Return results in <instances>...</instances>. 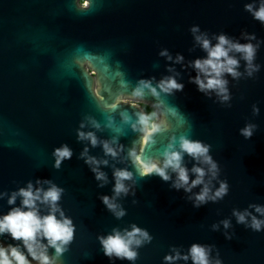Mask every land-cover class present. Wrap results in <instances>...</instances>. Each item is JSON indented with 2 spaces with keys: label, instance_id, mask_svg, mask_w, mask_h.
Here are the masks:
<instances>
[{
  "label": "water",
  "instance_id": "1",
  "mask_svg": "<svg viewBox=\"0 0 264 264\" xmlns=\"http://www.w3.org/2000/svg\"><path fill=\"white\" fill-rule=\"evenodd\" d=\"M247 2L250 0H103L97 4L94 0L88 13H79L72 0H0V190L11 192L36 178L52 179L65 189L61 205L77 231L64 264H130L109 260L96 237L131 223L154 237L152 244L139 250L136 264H163L171 246L187 250L194 242L214 244L223 264H264V232L237 225L231 216L233 208L264 204V44L257 54L256 62L262 67L256 78L230 84V108L214 103V97L208 99L189 83V77L195 75L191 69L182 72L183 92L169 98L191 120L192 138L212 146L211 154L220 165V178L230 186L229 194L218 203L194 208L189 194L151 176L140 181L135 197L122 201L127 210L122 220H116L99 199L102 194H112L114 181L98 188L93 173L77 158L84 147L75 133L82 115H100L78 76L54 79L52 75L58 58L84 45L91 51L111 50L133 82L140 77L159 79L167 74L165 61L158 56L160 49L167 48L173 56L181 53L186 62L205 55L199 48L189 51L192 25L237 39L247 31L264 40V25L244 11ZM156 63L159 68L153 67ZM176 67L180 69V65ZM120 103L129 112L131 107L144 110L141 103L151 106L128 96L121 97ZM253 104L260 109L258 116L252 114ZM247 122L258 125L248 140L239 134ZM135 138L129 133L121 143L129 145ZM163 142L161 138L156 147ZM63 143L74 155L57 171L52 167L51 152ZM91 151L102 155L99 148ZM186 162L191 167L187 157ZM104 171L111 180V169ZM133 199L138 203L133 205ZM9 208L6 199L0 200V215ZM226 218L233 225L228 231L235 233L231 240L225 239L222 225L220 231H211L213 223ZM0 241L17 243L9 236Z\"/></svg>",
  "mask_w": 264,
  "mask_h": 264
},
{
  "label": "clouds",
  "instance_id": "2",
  "mask_svg": "<svg viewBox=\"0 0 264 264\" xmlns=\"http://www.w3.org/2000/svg\"><path fill=\"white\" fill-rule=\"evenodd\" d=\"M95 2L99 4L103 0ZM72 3L77 12L88 13L94 0L83 5L80 0H72ZM244 11L264 25V0H250L244 4ZM189 32L193 40L189 51L199 48L205 55L186 62L183 54L173 56L167 48L160 49L158 56L164 59L167 74L159 79L140 77L133 82L123 63L115 60L113 52L107 49L91 51L77 45L67 56L57 59L53 78L78 76L100 115V118L91 112L82 115L75 133L77 142L84 147L77 158L93 173L98 188L114 181L112 194H102L99 199L116 220L127 215L122 201L135 197L140 181L151 176H158L170 183L172 189L189 194L194 208L218 203L229 194L230 186L227 180L220 178L221 168L211 154L212 146L192 138L191 120L169 98L183 92L182 72L191 69L195 75L189 77V83L196 85L208 99L214 97V103L230 108L233 99L230 84L255 79L261 71L262 66L256 61L264 40L247 31H242L239 39L223 32L210 34L199 25H192ZM176 65H180L179 70ZM153 67L159 68V64ZM124 96L150 103L153 111L131 107L133 111L129 112L120 103ZM259 113V107L253 104V116ZM257 129L256 123L247 122L239 129V134L248 140ZM129 133L136 138L129 145L121 143V138ZM161 138L163 145L157 148ZM96 148L102 155L92 154L91 150ZM153 149H156L155 154ZM73 155L67 143L55 147L51 152L52 167L60 170ZM186 157L192 162L191 167ZM105 168L111 169V180ZM197 188L199 191L194 192ZM64 194L65 189L52 179L41 178L29 180L11 192L0 190V200L6 199L10 206L6 214L0 215V237L9 236L17 242L5 245L0 241V264H64L63 258L70 251L77 231L72 217L61 205ZM137 203L136 199L132 200L133 205ZM231 216L237 225L252 232H264V204L233 208ZM221 225L225 239L231 240L235 234L228 231L233 228L232 220L226 218L213 223L211 231H220ZM153 239L146 228L136 223L113 227L107 234L96 237L109 260L130 264H136L139 250L152 244ZM189 261L191 264H223L214 244L194 242L187 250L173 245L163 257V264H188Z\"/></svg>",
  "mask_w": 264,
  "mask_h": 264
},
{
  "label": "flooded vegetation",
  "instance_id": "3",
  "mask_svg": "<svg viewBox=\"0 0 264 264\" xmlns=\"http://www.w3.org/2000/svg\"><path fill=\"white\" fill-rule=\"evenodd\" d=\"M83 4H85V1H82V5H83ZM138 104H139V103H138ZM140 105L142 106V108L144 109V111H145V108H147V107H148V108H152L150 105L145 104V103H141Z\"/></svg>",
  "mask_w": 264,
  "mask_h": 264
},
{
  "label": "trees",
  "instance_id": "4",
  "mask_svg": "<svg viewBox=\"0 0 264 264\" xmlns=\"http://www.w3.org/2000/svg\"><path fill=\"white\" fill-rule=\"evenodd\" d=\"M145 111L150 113V112H152V111H153V109H152V108H148V107H147V108H145Z\"/></svg>",
  "mask_w": 264,
  "mask_h": 264
},
{
  "label": "snow or ice",
  "instance_id": "5",
  "mask_svg": "<svg viewBox=\"0 0 264 264\" xmlns=\"http://www.w3.org/2000/svg\"><path fill=\"white\" fill-rule=\"evenodd\" d=\"M85 3H87V0H85Z\"/></svg>",
  "mask_w": 264,
  "mask_h": 264
}]
</instances>
